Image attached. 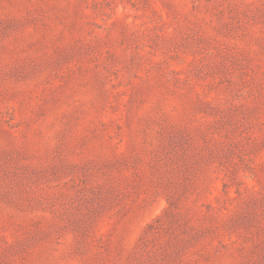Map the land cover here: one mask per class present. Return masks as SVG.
<instances>
[{
    "label": "rangeland",
    "instance_id": "1",
    "mask_svg": "<svg viewBox=\"0 0 264 264\" xmlns=\"http://www.w3.org/2000/svg\"><path fill=\"white\" fill-rule=\"evenodd\" d=\"M0 264H264V0H0Z\"/></svg>",
    "mask_w": 264,
    "mask_h": 264
}]
</instances>
